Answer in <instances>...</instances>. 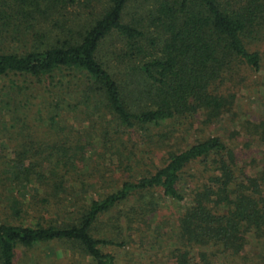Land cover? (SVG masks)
I'll list each match as a JSON object with an SVG mask.
<instances>
[{"label":"trees","instance_id":"1","mask_svg":"<svg viewBox=\"0 0 264 264\" xmlns=\"http://www.w3.org/2000/svg\"><path fill=\"white\" fill-rule=\"evenodd\" d=\"M137 1L151 0H0V42L22 48L0 51V76L79 74L83 92L77 104L101 117L108 114L115 127L125 132L198 116L210 127L234 108L235 95L219 90L234 65L255 73L261 69L260 52L248 47L264 38V0H153L150 5L142 3L128 20L126 11ZM105 43H110L108 54L116 67L111 59L103 60ZM49 105L50 111L62 112L64 103ZM55 119L48 115L42 124L50 123L49 130H56ZM94 125L88 123L84 132L89 135ZM252 133L264 142V122L252 125ZM107 134L103 132L104 140ZM29 145L5 163L9 176L0 179V186L9 183L23 190L34 186V194L44 188L45 198H33L36 203L52 207L54 201L69 209L67 214L79 217L57 226L46 220L31 226L21 220L0 223V264H15L18 249L50 242L76 245L94 264H114L113 256L103 254L100 246L121 244L94 239L95 222L135 192L160 191L168 199L185 201V171L196 164L204 167L201 175L206 172L208 176L191 188L179 218L178 235L184 248L213 245L238 254L245 235L264 227V195L259 185L263 177L243 175L238 182L237 158L219 137L169 153L154 173L123 182L117 191L99 195L80 211H72L71 199L77 197L68 178L80 169L84 146L74 144L76 151L66 156L64 149L56 155L55 145L46 149L41 143ZM66 200L71 201L68 207L62 205ZM8 208L13 218L21 217L15 199ZM190 252L177 250L176 264H210L205 252L197 256Z\"/></svg>","mask_w":264,"mask_h":264},{"label":"rangeland","instance_id":"2","mask_svg":"<svg viewBox=\"0 0 264 264\" xmlns=\"http://www.w3.org/2000/svg\"><path fill=\"white\" fill-rule=\"evenodd\" d=\"M152 1L131 3L126 11L128 20L138 12L142 3L150 5ZM116 40L108 42L114 44ZM110 47V43H105L101 49L105 61L113 59L108 54ZM248 48L260 52L261 69L255 73L244 66L234 65L219 86L224 95H235L234 108L210 127L205 126L203 117L198 116L186 122L125 132L115 127L108 114L101 117L77 104L83 92L79 86L81 83L77 81L79 74L62 72L40 78L11 74L0 76V179L9 176L4 170L5 163L12 160L16 152L28 150L29 143H41L44 149L55 145L58 149L55 154H62L64 149L66 156L76 151L74 144L83 145L84 150L78 151L84 152L83 161L78 164L80 169L74 172V176H69L71 179L68 178L77 197L75 201L71 199L74 202L72 211H80L99 195L117 191L123 182H135L154 173L163 166L169 153L182 151L198 140L215 136L233 150L237 158L235 172L238 182L243 175L255 179L263 177L259 185L264 195V142L252 133V125L264 122V38ZM17 50L22 51V48L0 42L2 52ZM113 60L111 65L116 67ZM74 96L76 100H69ZM59 102L64 103L62 112L54 108L50 111L49 104ZM41 112L44 118H41ZM48 115L56 118V130H49L50 123L42 124ZM91 122L96 126L88 135L84 131ZM102 128L104 130L100 131ZM103 132L108 133V139L102 138ZM44 157L42 155L40 159L44 160ZM203 168L196 164L186 169L185 184L181 186L186 196L183 202L168 199L160 191L135 192L101 217L93 227V238L121 244L120 247L100 246L101 252L113 256L114 264H176L177 250H191V256L205 252L209 255L210 264H264V227L252 229L245 235L244 248L238 254L223 252L220 246L190 249L181 244L178 221L188 204L187 195L191 188L207 179L206 172L201 175ZM45 175L49 177L47 173ZM6 185L0 186V223L17 224L21 220L23 225L31 226L46 220L57 226L62 221H74L79 217L78 213L67 214L69 209L54 201L51 202L52 207L36 203L33 198L38 201L45 198L44 188H38L39 194H34L31 192L34 186L23 190L16 185ZM64 195H61L63 199L66 198ZM13 199L19 202L22 210L21 217L17 219L8 208ZM71 201H62V205ZM15 264L94 263L76 245L50 242L31 249H18Z\"/></svg>","mask_w":264,"mask_h":264}]
</instances>
